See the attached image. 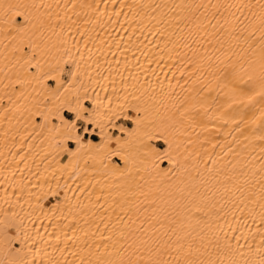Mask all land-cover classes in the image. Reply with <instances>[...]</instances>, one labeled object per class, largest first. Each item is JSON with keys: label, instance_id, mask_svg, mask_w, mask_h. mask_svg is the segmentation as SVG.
<instances>
[{"label": "bare ground", "instance_id": "1", "mask_svg": "<svg viewBox=\"0 0 264 264\" xmlns=\"http://www.w3.org/2000/svg\"><path fill=\"white\" fill-rule=\"evenodd\" d=\"M0 264H264V0H0Z\"/></svg>", "mask_w": 264, "mask_h": 264}, {"label": "rangeland", "instance_id": "2", "mask_svg": "<svg viewBox=\"0 0 264 264\" xmlns=\"http://www.w3.org/2000/svg\"><path fill=\"white\" fill-rule=\"evenodd\" d=\"M26 50H28L27 48H26ZM65 77H66V75H65V73L63 74V78L65 79ZM49 84L50 85H52L53 84V82L51 81V82H49ZM86 105L87 106H89V104L88 103H86ZM63 113H64V115L66 116V117H68V118H72V115L71 114H69L68 112H66V111H63ZM129 113H132L131 111H129ZM39 121V120H38ZM115 123L116 124H118V123H122V124H125V125H128V126H130L131 125V123L130 122H128V121H125V120H122V119H118V120H116L115 121ZM78 125H79V127L81 126V128L83 127V123L82 122H78ZM81 128H79V132H81ZM111 132H113V134H115L116 133V131H113V130H111ZM86 136H89V135H86ZM91 138H93V139H96L97 137L95 136V135H92V136H90ZM157 146H159V147H163V144L162 143H160V142H156L155 143ZM69 145L70 146H72V144L71 143H69ZM114 159V161H117V162H119V160H117V158H113ZM165 164V163H164ZM85 194H82L81 195V197H80V199H78L79 201H82L83 200V196H84ZM54 201H56L57 203H59V200H58V198H56V197H54V199H53ZM81 203V202H80ZM12 250H14L13 248H12Z\"/></svg>", "mask_w": 264, "mask_h": 264}, {"label": "crops", "instance_id": "3", "mask_svg": "<svg viewBox=\"0 0 264 264\" xmlns=\"http://www.w3.org/2000/svg\"><path fill=\"white\" fill-rule=\"evenodd\" d=\"M80 128H81V126H80Z\"/></svg>", "mask_w": 264, "mask_h": 264}]
</instances>
